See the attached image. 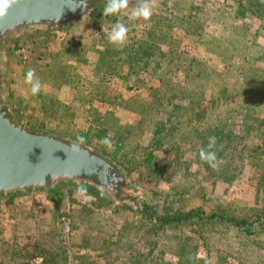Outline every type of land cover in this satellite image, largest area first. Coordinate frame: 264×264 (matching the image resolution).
Here are the masks:
<instances>
[{
  "label": "rangeland",
  "instance_id": "374dc122",
  "mask_svg": "<svg viewBox=\"0 0 264 264\" xmlns=\"http://www.w3.org/2000/svg\"><path fill=\"white\" fill-rule=\"evenodd\" d=\"M180 1L155 0L149 21L129 18L137 0L120 14L129 28L128 45L147 53L132 78L103 63L94 73L96 46L78 38L76 29L82 31L87 20L102 28L99 15L82 13L64 21L72 27L48 34L43 32L49 26L30 27L0 37L3 101L11 119L33 131L85 137L84 145L122 169L124 183L157 217L193 210L187 220L161 226L141 219L127 201L105 205L91 196L85 202L71 187V197L62 196L68 219L52 223L28 215L34 222L44 219L47 229L38 233L47 235L22 245L19 263L26 264L24 255L38 243L45 264L53 251L51 264H66L63 236L74 241L65 230L71 227L90 231L83 233L92 264H264V19L255 12L264 0H251V7L242 0ZM76 44L87 53L67 55ZM55 50L66 67L42 69ZM29 69L43 85L36 98L24 83ZM154 127L162 139L158 148L151 147ZM209 136L217 138L218 170L199 157ZM104 137L114 150L99 143ZM147 150L154 160L146 163ZM0 201V264H9L14 252L8 248L7 207ZM82 204L86 210H79ZM241 220L246 225L236 223ZM71 250L69 259L75 257Z\"/></svg>",
  "mask_w": 264,
  "mask_h": 264
},
{
  "label": "water",
  "instance_id": "95a60500",
  "mask_svg": "<svg viewBox=\"0 0 264 264\" xmlns=\"http://www.w3.org/2000/svg\"><path fill=\"white\" fill-rule=\"evenodd\" d=\"M90 0H21L0 20V37L23 28H45L82 14ZM1 72V54H0ZM0 74V198L17 193L45 194L47 187L103 185L111 198L125 181L110 161L85 145L71 150L72 139L24 128L7 114ZM129 193V192H128Z\"/></svg>",
  "mask_w": 264,
  "mask_h": 264
},
{
  "label": "trees",
  "instance_id": "16d2710c",
  "mask_svg": "<svg viewBox=\"0 0 264 264\" xmlns=\"http://www.w3.org/2000/svg\"><path fill=\"white\" fill-rule=\"evenodd\" d=\"M92 1H96V5H90L88 7H86L84 9V11L82 12L83 14H90L92 17H94L95 15H99L102 19V23H103V26L102 28H96L94 27L90 21H84L82 23H84V27L82 29V31H80V27L76 29V32H77V36L78 38L80 39H86V40H89L91 42L94 43V45L96 46V51H97V54H91L93 57L92 59V63H91V67L93 68V71L94 73L95 72H99V65L101 63H103L106 67L105 68H109L110 69V66L111 68L114 69H118V67L120 69H124L125 70V76L126 78H132L133 75H135V68H136V65L135 63H139V61H142L143 60V57H145V54L146 51H144L139 45H127L126 47H124L123 49H117L115 48L113 45L109 44L108 43V40H107V34L108 32L111 30L112 26L117 23V22H123L124 23V18L119 16V17H104L103 14H102V10L105 6V3H106V0H92ZM244 3H247L250 5L251 7V4L252 1L251 0H242ZM181 3L184 2L183 0L180 1ZM178 2V3H180ZM185 3V2H184ZM260 4H258L259 6ZM263 8L264 6L262 7V5H260L259 7H257L255 9V12L260 14V12H262V16L263 19H264V11H263ZM250 10V9H249ZM253 12V8L251 10ZM79 18V16H78ZM76 19V18H75ZM63 25V26H62ZM70 25V24H69ZM68 24L65 25V22H58V23H52L50 24V26L47 28V30H45L43 32V34H48L50 33V31H53L55 28H61V27H72L71 25L69 26ZM16 48V47H15ZM13 48V49H15ZM12 51H15V50H12ZM64 53H67L68 51H62ZM124 52V55H120V53ZM61 51L59 50H55V51H52L51 55V59L49 60V62L47 63H44L42 65V69H45V70H51L52 66L54 64H57L59 69L63 68V67H66L63 62H59V59H62L60 56H61ZM86 54L87 51L84 49V47H81V46H78V44L75 45V47L73 48V50L69 51L67 53L72 55V54ZM140 55H144V56H140ZM123 66V67H122ZM107 69V70H109ZM110 71V70H109ZM70 76V74L68 73L67 74V78ZM70 81H72L73 79H69ZM74 85H72V87H74V89H76L77 87V84L78 83H72ZM40 95L38 96H33V97H39ZM21 103H24V102H21ZM25 104V103H24ZM165 123L162 122V124H160L161 126H163ZM161 128V127H160ZM153 134H151V136H153V139L151 141V147H160L161 144H162V139L160 137H157L155 136V133L157 134L156 132V128L154 127L153 128ZM149 148V147H148ZM147 146L145 147V149H148ZM154 156L151 154V152L149 150H147V153L144 154L143 158H142V161L143 162H152L154 160L153 158ZM113 168L115 169L116 171V174L118 176H121L122 174V169L120 170L119 167L115 164L112 165ZM166 166V164L162 165L160 167V170H157L155 168L154 170V174L155 173H161L162 170L164 169V167ZM128 171H130V169H127ZM130 173V172H128ZM156 174V175H157ZM84 184V183H83ZM79 184H71V185H68V186H63L64 188L66 187V189L64 190H60L59 187H56V188H49L47 187V191L46 193L44 194L45 196V199L51 204V206L53 207V210H54V218L56 219V217H59L61 215H68L67 211L68 210H64L63 209V206L64 203H63V200H62V196L65 197L66 199L70 198L71 197V187H75L77 188ZM87 188H88V193L90 196H94L96 198H99V200L101 202H103V204L105 205H108L109 203H112L111 200H109V197L106 196L103 198V196L100 195V191L98 188H95L93 186H90V185H87ZM21 194L23 193H17V194H12V195H6L5 197H3V203L5 204V207L7 206V203H9L11 201V198L13 197H16V196H20ZM90 203V202H89ZM79 207V206H77ZM133 207V206H132ZM62 208V209H61ZM72 208V207H70ZM81 209L79 210H86L87 207H85V205L82 204V206H80ZM77 209V208H76ZM74 209V210H76ZM72 210V209H71ZM133 210L136 211L139 215H140V218L141 219H144L148 222H154L156 224H159V225H167V224H170V223H174V222H180V221H185L187 220L190 215H193V210L189 209V211H186L185 213L183 214H179L177 213L175 216H172V215H166L164 217H157V214H156V211L155 209H151V205H148L146 203L142 204L140 206V208L138 207H133ZM237 224H243V225H246V221L244 220H241V221H238L236 222ZM33 246H35L33 248ZM32 246V250L31 252H29L28 254L24 255V257H28L30 258L31 256L33 255H40V251H39V247H38V243L34 244ZM23 249H25V246L22 247ZM22 248H20L19 250H21ZM43 258V257H42ZM45 260V259H44ZM46 262V261H45ZM18 264H23L22 262H18ZM47 264V263H46Z\"/></svg>",
  "mask_w": 264,
  "mask_h": 264
},
{
  "label": "clouds",
  "instance_id": "9594fccd",
  "mask_svg": "<svg viewBox=\"0 0 264 264\" xmlns=\"http://www.w3.org/2000/svg\"><path fill=\"white\" fill-rule=\"evenodd\" d=\"M21 0H0V20L7 17L9 11L19 4ZM130 0H106L105 6L102 10L104 17H119L122 12L129 8ZM155 7V0H137V3L131 9V20L149 21L153 15V8ZM108 43L117 49H123L129 43V28L123 22L115 23L107 34ZM24 83L29 86L31 96H38L42 90V82L36 76L34 69H29L24 76ZM85 137L78 135L71 143V150L79 152L81 146L85 144ZM99 143L108 150H114V144L109 137H104ZM217 138L215 136L208 137L207 149H201L199 152L200 160L207 163L214 170H218L222 160L217 154ZM100 195H104L103 185L99 188ZM76 194L83 197L85 202H89L92 198L88 193L86 184H79L76 188ZM192 259V257H189ZM211 264V262H207Z\"/></svg>",
  "mask_w": 264,
  "mask_h": 264
},
{
  "label": "crops",
  "instance_id": "0c3cea01",
  "mask_svg": "<svg viewBox=\"0 0 264 264\" xmlns=\"http://www.w3.org/2000/svg\"><path fill=\"white\" fill-rule=\"evenodd\" d=\"M95 53L97 52L95 51ZM0 202L2 203V201ZM6 207H7L6 208L7 212L5 213H8V246L10 245V247L8 248H11L12 252H14V255L12 256L13 263H9V264H18V261H17L18 259L16 260V258H18L17 255H19L18 253L19 248L22 247V245H24L25 248H27L28 247L27 244L32 243V241H34L33 240L34 236L38 239L37 241L41 242L42 241L41 238L47 235V234L42 235L41 233H38L40 232L41 229L43 230L47 229L44 226L45 224L43 223L44 219L43 221L36 220L37 222L36 224V222L28 220L29 219L28 215L34 216L36 217V219L38 217L39 218L44 217L45 219H48V220L52 219L53 221L52 223H56L57 221L53 217L54 216L53 207L45 199L44 194H33V193L32 194H21L20 196L11 198V201L7 203ZM66 209L68 208H65V210ZM72 211L74 212L75 210L72 209ZM67 213L68 215H65V214L61 215L59 216L58 219H63L64 217H67L68 219L70 216V213L69 211H67ZM74 218L77 219L78 216L73 217V219ZM27 222L32 223V226H33L32 234H30L28 230L30 224L27 225ZM69 229H65V230H68L67 235H69L70 238H72L71 235H73L74 241L72 239L70 240L68 236L62 235L63 240L66 245L63 247L66 250L62 252V258L64 259V256L66 257V254L68 255V257L65 260L67 261L66 264H92V259L94 258H92L89 255V253L85 252L86 249L89 250L88 249L89 247L86 246L87 239L84 237L85 233L83 232H87L88 230L85 229L84 231H81L79 233L77 229L73 230L71 227H69ZM34 230H36V233H34ZM89 233L90 231H88V234ZM22 241L24 242V244L22 243ZM66 243L68 244L69 247H67ZM71 249H75L74 251L75 257L73 255V258L71 257L69 259V257L73 254ZM54 256H55V251L48 253V258H49L48 264H51L52 262L51 258L54 259ZM68 261H70V263Z\"/></svg>",
  "mask_w": 264,
  "mask_h": 264
},
{
  "label": "flooded vegetation",
  "instance_id": "af4514ba",
  "mask_svg": "<svg viewBox=\"0 0 264 264\" xmlns=\"http://www.w3.org/2000/svg\"><path fill=\"white\" fill-rule=\"evenodd\" d=\"M115 187H123L124 189H122L121 193L114 194L111 198H109L112 203H122L127 201L129 203V206L138 208H140V206L145 203L142 200L143 196L139 193H136L134 187L130 184L124 183V181L121 183L116 182ZM104 194L108 196V192L106 190H104Z\"/></svg>",
  "mask_w": 264,
  "mask_h": 264
},
{
  "label": "built area",
  "instance_id": "2783aa9c",
  "mask_svg": "<svg viewBox=\"0 0 264 264\" xmlns=\"http://www.w3.org/2000/svg\"><path fill=\"white\" fill-rule=\"evenodd\" d=\"M26 264H45L42 256L40 255H33L27 261Z\"/></svg>",
  "mask_w": 264,
  "mask_h": 264
}]
</instances>
